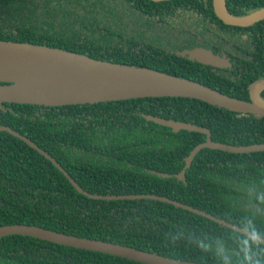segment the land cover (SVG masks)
Listing matches in <instances>:
<instances>
[{"label":"trees","instance_id":"trees-1","mask_svg":"<svg viewBox=\"0 0 264 264\" xmlns=\"http://www.w3.org/2000/svg\"><path fill=\"white\" fill-rule=\"evenodd\" d=\"M226 5L232 15L244 16L264 8V0H226ZM196 17L205 27L193 21ZM242 35L247 42L234 46L241 56L224 52L229 70L178 54L189 40L219 53L223 44L234 45ZM0 40L151 69L243 101H248L247 86L264 77V21L248 28L227 26L215 16L212 0H0ZM146 116L205 128L212 141L226 145L264 144V117L189 98L57 107L4 104L0 125L29 138L90 194L167 197L251 233L258 230L264 239V152L202 149L179 179L185 159L206 136L175 133ZM12 224L205 264H247L245 249H251L252 260L264 264L259 249L245 243L249 238L173 205L89 199L48 159L0 132V226ZM0 264L141 263L8 236L0 239Z\"/></svg>","mask_w":264,"mask_h":264},{"label":"water","instance_id":"water-1","mask_svg":"<svg viewBox=\"0 0 264 264\" xmlns=\"http://www.w3.org/2000/svg\"><path fill=\"white\" fill-rule=\"evenodd\" d=\"M212 8L218 20L227 26L248 28L264 21V8L244 16L232 15L227 9L226 0H212ZM178 54L189 61L216 68L229 66L226 59L220 58L206 49L182 51ZM262 91H264V77L249 84L247 89L249 101H243L228 97L197 82L151 69L103 62L85 55L43 45L0 40V111L3 110L4 104L57 107L170 97L196 99L231 112L264 117V100L260 97ZM145 118L155 124L170 128L175 133L184 130L206 136L205 141L197 145L185 159L184 169L178 175L179 179H183L185 170L190 167L193 159L202 149L218 150L230 154L264 152V144L226 145L212 141L210 131L205 128L152 116ZM0 132L8 133L21 140L46 160L48 159L77 193L89 199L159 201L201 216L249 239L252 237V233L243 228L167 197L152 194L118 196L90 194L84 191L53 157L29 138L3 125H0ZM164 177L166 176L164 175ZM8 236L31 237L52 244L102 253L141 264H205L164 257L117 243L77 237L33 225L0 226V239ZM259 244L264 246V239L261 237H259Z\"/></svg>","mask_w":264,"mask_h":264},{"label":"flooded vegetation","instance_id":"flooded-vegetation-1","mask_svg":"<svg viewBox=\"0 0 264 264\" xmlns=\"http://www.w3.org/2000/svg\"><path fill=\"white\" fill-rule=\"evenodd\" d=\"M213 9V8H212ZM194 22H196L197 21V23L196 24H201L202 25V27H205L204 26V23H203V21L199 18V17H196L194 20H193ZM198 31H201V32H204V29H201V30H198ZM246 40V37L244 36V35H242L241 36V39H238L237 41H235V42H233L234 43V45L232 44L231 46L229 45V44H223L221 47H220V49H221V51L219 52V53H215V51H213L210 47H200V46H195V42L193 41V40H189V42H188V44H187V48L185 49V50H181V52L182 51H188V50H194V49H206V50H210L211 52H212V54H214V55H216V56H218V57H220V58H223V59H226L227 61H228V64H229V66L227 67V68H216V67H212V66H210V67H212V68H216V69H218V70H229V69H231V61H230V58L229 57H227L226 55H224V52H231V53H233V54H235V53H237V54H239L240 56L242 55V52H239V51H237L236 49H235V47L234 46H239V47H242V43H243V41L246 43L247 42V40ZM185 58V57H184ZM190 62H194V61H190ZM194 63H196V64H200V63H198V62H194ZM200 65H205V64H200ZM209 66V65H208ZM263 78V77H262ZM260 79V78H259ZM249 86V85H248ZM248 86H247V89H248ZM247 89H246V96H247V100H248V94H247ZM264 91H262L261 93H260V97L264 100V98H263V96H262V93H263ZM249 101V100H248Z\"/></svg>","mask_w":264,"mask_h":264},{"label":"clouds","instance_id":"clouds-1","mask_svg":"<svg viewBox=\"0 0 264 264\" xmlns=\"http://www.w3.org/2000/svg\"><path fill=\"white\" fill-rule=\"evenodd\" d=\"M167 236H170V233L166 234ZM179 238H172L171 240L175 241L178 240ZM246 244H251L254 245L257 249H259L260 254L264 255V249L260 248L259 244V231L258 230H253L252 232V237L245 241ZM244 261L247 262V264H261V261L259 260H252L251 258V249H245V256H244Z\"/></svg>","mask_w":264,"mask_h":264}]
</instances>
